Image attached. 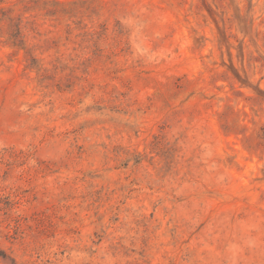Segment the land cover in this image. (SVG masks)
I'll return each mask as SVG.
<instances>
[{
    "label": "rangeland",
    "instance_id": "obj_1",
    "mask_svg": "<svg viewBox=\"0 0 264 264\" xmlns=\"http://www.w3.org/2000/svg\"><path fill=\"white\" fill-rule=\"evenodd\" d=\"M0 264H264V0H0Z\"/></svg>",
    "mask_w": 264,
    "mask_h": 264
}]
</instances>
